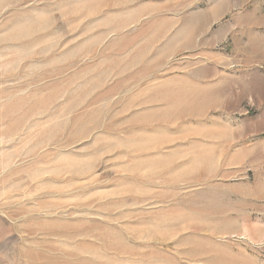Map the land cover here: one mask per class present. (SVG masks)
Wrapping results in <instances>:
<instances>
[{"label":"rangeland","instance_id":"obj_1","mask_svg":"<svg viewBox=\"0 0 264 264\" xmlns=\"http://www.w3.org/2000/svg\"><path fill=\"white\" fill-rule=\"evenodd\" d=\"M0 264H264V0H0Z\"/></svg>","mask_w":264,"mask_h":264}]
</instances>
